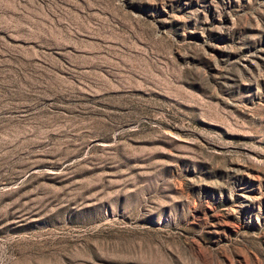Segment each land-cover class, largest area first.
Here are the masks:
<instances>
[{
  "label": "rangeland",
  "instance_id": "374dc122",
  "mask_svg": "<svg viewBox=\"0 0 264 264\" xmlns=\"http://www.w3.org/2000/svg\"><path fill=\"white\" fill-rule=\"evenodd\" d=\"M0 264H264V0H0Z\"/></svg>",
  "mask_w": 264,
  "mask_h": 264
}]
</instances>
